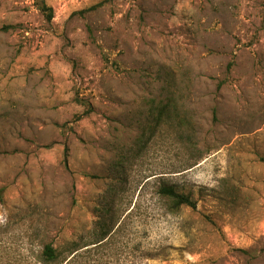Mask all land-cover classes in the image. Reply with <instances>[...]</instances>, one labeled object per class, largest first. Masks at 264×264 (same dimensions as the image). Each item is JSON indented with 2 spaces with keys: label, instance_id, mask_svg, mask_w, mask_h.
I'll return each mask as SVG.
<instances>
[{
  "label": "rangeland",
  "instance_id": "374dc122",
  "mask_svg": "<svg viewBox=\"0 0 264 264\" xmlns=\"http://www.w3.org/2000/svg\"><path fill=\"white\" fill-rule=\"evenodd\" d=\"M44 1L0 0V264H264V0Z\"/></svg>",
  "mask_w": 264,
  "mask_h": 264
},
{
  "label": "trees",
  "instance_id": "16d2710c",
  "mask_svg": "<svg viewBox=\"0 0 264 264\" xmlns=\"http://www.w3.org/2000/svg\"><path fill=\"white\" fill-rule=\"evenodd\" d=\"M110 0H103L87 9L81 10L79 12H76L78 15H83L87 12H91L93 10H96L97 8L103 6L106 2ZM36 8L39 10V12L43 15L44 19L47 22H50L53 18V10L51 7H49L44 0H36L35 2ZM7 28L4 27L2 30H6ZM157 193L162 197L166 198L171 202V208L174 210L179 209L182 206H187L190 208H195V202L190 198L188 195H184L181 193H178L173 186H160L157 190ZM106 209V213L110 210ZM105 225V224H104ZM102 228H106L102 225ZM108 233V230L103 231V236H106ZM43 258L44 261H53L55 256L52 248L50 246H45L43 250Z\"/></svg>",
  "mask_w": 264,
  "mask_h": 264
}]
</instances>
